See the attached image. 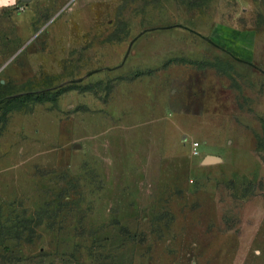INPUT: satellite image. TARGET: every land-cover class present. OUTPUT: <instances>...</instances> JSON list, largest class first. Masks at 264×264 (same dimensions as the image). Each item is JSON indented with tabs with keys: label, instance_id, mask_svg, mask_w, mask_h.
<instances>
[{
	"label": "rangeland",
	"instance_id": "1",
	"mask_svg": "<svg viewBox=\"0 0 264 264\" xmlns=\"http://www.w3.org/2000/svg\"><path fill=\"white\" fill-rule=\"evenodd\" d=\"M15 221L0 264H264V0L3 6Z\"/></svg>",
	"mask_w": 264,
	"mask_h": 264
},
{
	"label": "trees",
	"instance_id": "2",
	"mask_svg": "<svg viewBox=\"0 0 264 264\" xmlns=\"http://www.w3.org/2000/svg\"><path fill=\"white\" fill-rule=\"evenodd\" d=\"M2 227V231L0 232V235H3L2 237L7 239H18L19 235H20V231L19 229H26L24 222L23 221H15L14 223H12L10 226H1ZM5 230V233H4ZM1 242L3 241L0 240Z\"/></svg>",
	"mask_w": 264,
	"mask_h": 264
},
{
	"label": "water",
	"instance_id": "3",
	"mask_svg": "<svg viewBox=\"0 0 264 264\" xmlns=\"http://www.w3.org/2000/svg\"><path fill=\"white\" fill-rule=\"evenodd\" d=\"M133 42V41H132ZM132 42L129 44V47L126 51V54L124 56V59L127 57L128 53H129V50H130V47H131V44ZM221 161V158L220 156H217V155H211V154H207L203 157L202 159V163L204 164H212V163H218Z\"/></svg>",
	"mask_w": 264,
	"mask_h": 264
},
{
	"label": "crops",
	"instance_id": "4",
	"mask_svg": "<svg viewBox=\"0 0 264 264\" xmlns=\"http://www.w3.org/2000/svg\"><path fill=\"white\" fill-rule=\"evenodd\" d=\"M16 0H0V9L3 7V6H8V5H11L15 2Z\"/></svg>",
	"mask_w": 264,
	"mask_h": 264
},
{
	"label": "built area",
	"instance_id": "5",
	"mask_svg": "<svg viewBox=\"0 0 264 264\" xmlns=\"http://www.w3.org/2000/svg\"><path fill=\"white\" fill-rule=\"evenodd\" d=\"M197 147H198V143H193V145H192V149H193L194 151L197 150Z\"/></svg>",
	"mask_w": 264,
	"mask_h": 264
}]
</instances>
